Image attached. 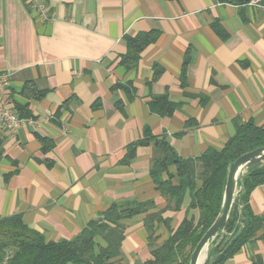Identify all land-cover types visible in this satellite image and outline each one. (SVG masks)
I'll return each instance as SVG.
<instances>
[{
	"label": "crops",
	"instance_id": "obj_1",
	"mask_svg": "<svg viewBox=\"0 0 264 264\" xmlns=\"http://www.w3.org/2000/svg\"><path fill=\"white\" fill-rule=\"evenodd\" d=\"M251 1L43 0L45 23L26 0H0V73L10 74L2 102L31 120L0 143V219L20 215L46 242L68 241L112 205L152 202L123 223L120 249L124 264L151 260L143 220L174 207L150 177L154 140L196 159L237 127L264 126V6ZM143 33L154 40L128 69L125 37ZM26 83L42 96L24 97ZM159 97L170 115L152 111ZM247 205L261 228L224 264H264V184ZM188 206L186 195L161 216L176 229ZM168 234L156 224L155 246Z\"/></svg>",
	"mask_w": 264,
	"mask_h": 264
},
{
	"label": "trees",
	"instance_id": "obj_2",
	"mask_svg": "<svg viewBox=\"0 0 264 264\" xmlns=\"http://www.w3.org/2000/svg\"><path fill=\"white\" fill-rule=\"evenodd\" d=\"M229 3H247L250 0H221ZM260 4L264 6V0ZM127 53L122 59L128 69L135 65L141 49L154 40L153 33L139 34L135 37H125ZM183 84V76H182ZM24 97L40 98L31 83H26L22 90ZM161 104L162 109L154 106ZM152 111L161 115H170L173 106L165 97L155 99L150 105ZM18 115V114H17ZM22 119L21 115H18ZM138 144L128 146V156ZM1 143V141H0ZM52 145V144H51ZM50 144H43V150L52 149ZM155 158L150 170V177L157 190L168 201H174V207L169 205L164 209L180 210L186 195L189 196V206L186 216L176 229L171 228L170 220L162 218V211L148 214L143 222L148 232V245L151 248L152 259L146 264H188L190 254L197 245L203 233L210 227L219 212L223 189L227 174V165L239 156L264 146V126L258 127L247 123L237 127L234 135L220 149H207L196 159H181L165 138L154 140ZM1 157V151H0ZM175 168V175L169 174L168 168ZM166 174L167 178L162 179ZM174 179L177 183L174 184ZM264 184V167L247 173L242 180V189L232 205L225 227L223 241L213 250L220 253L214 264H224L240 247L261 228L263 219L253 216L248 207L249 192L256 186ZM152 202L133 203L123 209L112 205L101 218L91 220L72 240L46 242L38 231L26 225L20 215L0 219V264H124L120 258V249L124 240L125 221L145 213ZM198 211L197 217L188 216V211ZM246 220L243 225L242 220ZM156 224H163L168 231V237L161 245L155 246ZM242 227L240 235L232 241L225 251L224 248ZM103 243L101 244L100 241ZM9 250V253L5 251Z\"/></svg>",
	"mask_w": 264,
	"mask_h": 264
},
{
	"label": "water",
	"instance_id": "obj_3",
	"mask_svg": "<svg viewBox=\"0 0 264 264\" xmlns=\"http://www.w3.org/2000/svg\"><path fill=\"white\" fill-rule=\"evenodd\" d=\"M264 167V146L247 152L227 165V174L222 194V200L216 219L210 227L203 233V236L194 247L190 254L188 264H199L201 257H204V264H214L220 253L213 254V250L223 241L225 236V227L230 215L232 205L234 204L238 193L242 189L243 177L249 172L257 171ZM246 225V220H242ZM242 227L228 242L223 251L234 241L241 233ZM71 264V263H68Z\"/></svg>",
	"mask_w": 264,
	"mask_h": 264
},
{
	"label": "built area",
	"instance_id": "obj_4",
	"mask_svg": "<svg viewBox=\"0 0 264 264\" xmlns=\"http://www.w3.org/2000/svg\"><path fill=\"white\" fill-rule=\"evenodd\" d=\"M260 2L261 0H252L251 4L260 6ZM26 3L33 17L45 23L53 19L43 0H26ZM9 79L10 74L0 73V141L4 137L5 131H9L10 134L14 135L25 121L31 122V120L20 119L14 110L8 109L3 105L1 93L9 85Z\"/></svg>",
	"mask_w": 264,
	"mask_h": 264
},
{
	"label": "rangeland",
	"instance_id": "obj_5",
	"mask_svg": "<svg viewBox=\"0 0 264 264\" xmlns=\"http://www.w3.org/2000/svg\"><path fill=\"white\" fill-rule=\"evenodd\" d=\"M5 252L6 253H9L10 251L9 250H6ZM176 264H181V259H178L177 262H176Z\"/></svg>",
	"mask_w": 264,
	"mask_h": 264
},
{
	"label": "bare ground",
	"instance_id": "obj_6",
	"mask_svg": "<svg viewBox=\"0 0 264 264\" xmlns=\"http://www.w3.org/2000/svg\"><path fill=\"white\" fill-rule=\"evenodd\" d=\"M199 264H204V257L203 256L201 257Z\"/></svg>",
	"mask_w": 264,
	"mask_h": 264
}]
</instances>
